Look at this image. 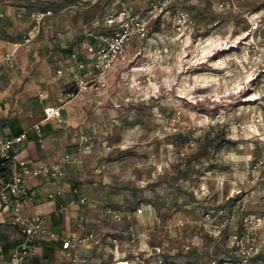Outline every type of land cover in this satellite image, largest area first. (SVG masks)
I'll return each instance as SVG.
<instances>
[{
    "label": "rangeland",
    "instance_id": "374dc122",
    "mask_svg": "<svg viewBox=\"0 0 264 264\" xmlns=\"http://www.w3.org/2000/svg\"><path fill=\"white\" fill-rule=\"evenodd\" d=\"M5 1L38 9L71 3ZM107 3L83 15L102 16ZM178 7L189 22L179 26L172 13L154 21L148 40L130 44L106 94L68 116L69 151L88 145L90 152L67 179L88 201L56 228L92 233L86 257L99 264L195 260L186 247L210 227L207 214L264 156V0H182ZM17 30L12 24L10 36ZM48 256L59 260L58 251Z\"/></svg>",
    "mask_w": 264,
    "mask_h": 264
},
{
    "label": "built area",
    "instance_id": "2783aa9c",
    "mask_svg": "<svg viewBox=\"0 0 264 264\" xmlns=\"http://www.w3.org/2000/svg\"><path fill=\"white\" fill-rule=\"evenodd\" d=\"M108 1L111 6L107 3L105 13L95 22V26L100 28L99 33L85 25L87 48L82 56L78 53L71 56L75 60L73 84L60 92L55 105L44 107L42 118L31 127L41 148L45 146L44 125L61 120L63 111L71 103L81 101L88 95L105 94L110 75L119 65L128 61L130 44L148 40L154 21L171 13L173 21L179 26L190 21L187 13L178 11L182 0H151L146 8L137 7L133 0ZM102 3L103 0H76L68 8L84 12ZM31 13V30L0 57V69L7 67L23 70L18 59L20 49L29 51L33 47L34 41L42 33L45 20L54 16L55 11L37 10ZM5 18V11L0 4V20ZM62 74L60 70L57 76L61 77ZM39 99L43 101L42 94ZM2 103L3 94L0 93V107ZM29 141V131L13 136L0 132V165L12 170L11 178L0 190V211L11 210L12 216L8 225L21 236L10 260H1L0 264H28L29 261L32 264L36 260L30 259L40 257L42 245L45 243L60 245L65 253L61 264H99L84 256L86 251L90 252L92 249V233L85 237L77 232L63 235L48 225V217L25 214L27 209L40 202L38 194L29 188L28 181L33 178H46L61 186L48 199L56 200L65 196L64 184L68 168L82 166L84 162L80 154H88L90 146L83 147L79 153L60 155L52 163H34L22 156L24 146ZM72 193L75 198L61 204L56 215L71 208H79L88 201L78 187L73 188ZM207 219L211 221L210 227L205 226L202 236H198L197 241L186 247L187 253L197 254L195 260H159L158 264H254L264 260V156L245 168L242 178L229 191L226 203L221 204L214 213H208L206 221ZM226 237L228 239L225 240ZM207 242L214 243L215 246L206 248ZM218 243L221 245L218 246ZM3 254V243L0 239V255ZM134 264L146 263L144 260H137Z\"/></svg>",
    "mask_w": 264,
    "mask_h": 264
},
{
    "label": "crops",
    "instance_id": "0c3cea01",
    "mask_svg": "<svg viewBox=\"0 0 264 264\" xmlns=\"http://www.w3.org/2000/svg\"><path fill=\"white\" fill-rule=\"evenodd\" d=\"M0 4L6 14V18L0 20L1 57L12 49L14 42L22 40L31 30V12L42 9L7 1ZM102 5L104 4L102 3L86 12L72 10L67 5H65L67 7L63 6L61 10L55 11L54 16L45 20L42 33L34 41L32 49L30 51L20 49L18 59L23 70H14L7 67L0 69V93L3 94V103L0 107V132L3 135L13 136L29 131L30 141L24 146L25 151L22 154L29 161L52 163L60 155L71 153L69 149L71 145L68 142V138H70L68 116L72 114L71 111L86 100H95V98L103 97L106 94L99 97L88 95L81 101L71 103L63 111L61 120H55L44 125V148H41V145L36 142V134L35 131L31 130V127L42 118L44 107L55 105L60 92L74 82L75 60L71 56L73 53L82 56L84 49L87 48L88 40L85 36L84 26L86 25L92 31L99 33L100 28L95 26V22L101 15L88 21L83 14L101 8ZM12 24L18 29L15 38L10 36ZM60 70L63 72L61 77L57 76ZM123 75L124 72L121 73L120 79ZM40 94L43 95V101L39 99ZM73 141L76 143V140ZM81 142V138H79L76 144L81 145ZM73 167L78 166H70L67 175L73 171ZM11 175V169L1 168L0 166V190L11 178ZM68 180L66 179L64 184L65 196L56 200H50L48 196L61 189L59 184L42 177L29 180V188L38 194L40 202L27 209L25 214L48 217V225L53 230L63 234L56 228L60 218H63L67 223L71 220V215L81 213L78 212L80 208H71L63 214L56 215L59 206L72 198L69 193L72 191V184ZM11 216V210L0 211V239L4 251L3 256L0 255V262L1 260H10L11 253L21 239L19 232L8 225ZM72 232L75 231H68L67 234L63 235H69ZM55 251H58L59 254V260H56V262L44 258V249L41 250L40 257L30 260H36L32 261V264H61L65 253L59 246ZM51 252L53 251L50 250L48 254ZM86 253H84V256L87 255ZM28 264H31V261Z\"/></svg>",
    "mask_w": 264,
    "mask_h": 264
},
{
    "label": "trees",
    "instance_id": "16d2710c",
    "mask_svg": "<svg viewBox=\"0 0 264 264\" xmlns=\"http://www.w3.org/2000/svg\"><path fill=\"white\" fill-rule=\"evenodd\" d=\"M74 0H71V3L73 2ZM70 3V4H71ZM70 4H67V6H69ZM64 5V4H63ZM63 5H58V6H51V7H47L45 9H42V10H53V11H58V10H61L63 8ZM65 6V7H67ZM1 166V165H0ZM2 168V167H1ZM58 246L60 247V245L58 243H45L42 245L44 251H45V255H44V258L45 259H49V256H48V252L51 250V251H54L56 250V248H58ZM172 260H174V258H171Z\"/></svg>",
    "mask_w": 264,
    "mask_h": 264
}]
</instances>
